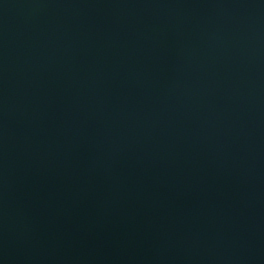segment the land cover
Instances as JSON below:
<instances>
[{
	"label": "water",
	"instance_id": "obj_1",
	"mask_svg": "<svg viewBox=\"0 0 264 264\" xmlns=\"http://www.w3.org/2000/svg\"><path fill=\"white\" fill-rule=\"evenodd\" d=\"M0 264H264V0H0Z\"/></svg>",
	"mask_w": 264,
	"mask_h": 264
}]
</instances>
